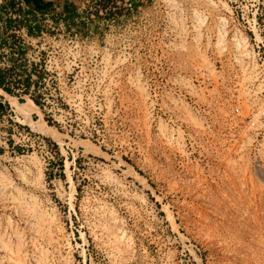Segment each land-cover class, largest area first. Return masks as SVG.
Returning <instances> with one entry per match:
<instances>
[{"label":"rangeland","instance_id":"1","mask_svg":"<svg viewBox=\"0 0 264 264\" xmlns=\"http://www.w3.org/2000/svg\"><path fill=\"white\" fill-rule=\"evenodd\" d=\"M77 9L0 26L7 94L60 136L0 95V264H264V0Z\"/></svg>","mask_w":264,"mask_h":264},{"label":"bare ground","instance_id":"2","mask_svg":"<svg viewBox=\"0 0 264 264\" xmlns=\"http://www.w3.org/2000/svg\"><path fill=\"white\" fill-rule=\"evenodd\" d=\"M0 95L5 96L11 102V104L13 106H16L20 109V114L24 117L23 123L26 124L33 132L40 134V135H43V136H46V137H49V138H52L54 141H57V142L60 141V136L57 133L55 128L48 126L43 120H42V122H37L33 118V116H32L33 113L35 111L39 112L38 107H36L34 105L20 103L15 98L9 96L1 88H0ZM39 115H41V114H39ZM17 163L19 165L21 164V166L23 168H27V170H29V171H31L30 167H33L35 169V173H34L35 187L42 183V180H43L42 162L40 161V159L38 158V156L36 154H31L29 156H26L25 158L18 159ZM27 164H29L31 166L28 167V166H26ZM31 172H33V171H31ZM68 178L71 179L70 173L68 174ZM12 187H13V185H12L10 172L7 169H3V170L0 169V194H1L0 197L5 198L8 195V193ZM19 193L21 196H23V197L25 196V193L23 191H21V192L19 191ZM32 198H34V197L32 196ZM22 200H23V198H22ZM20 202H21V200H20ZM21 264H22V262H21Z\"/></svg>","mask_w":264,"mask_h":264},{"label":"crops","instance_id":"3","mask_svg":"<svg viewBox=\"0 0 264 264\" xmlns=\"http://www.w3.org/2000/svg\"><path fill=\"white\" fill-rule=\"evenodd\" d=\"M79 1L81 0H24L25 10L23 16L29 19L33 25L47 22L49 19H54L55 21L60 19L63 21L64 16H67L68 12L78 11L77 5H79ZM66 7L69 10H66Z\"/></svg>","mask_w":264,"mask_h":264},{"label":"built area","instance_id":"4","mask_svg":"<svg viewBox=\"0 0 264 264\" xmlns=\"http://www.w3.org/2000/svg\"><path fill=\"white\" fill-rule=\"evenodd\" d=\"M25 10V4H24V0H0V26L7 25V20L11 19V20H16L21 19V13L20 11L24 12ZM235 114L237 116L240 115V110L239 109H235ZM226 124L228 126V129L226 128L224 131L226 132L227 130V134L226 135H231L234 139L237 138L240 135V129H241V121L240 119H235V118H230V119H226ZM202 138H208L209 136V125L208 124H204L202 123ZM172 139H176V136L173 134ZM185 152L188 155H203L207 152H203V150L201 149H189V148H185ZM215 152V150H214ZM217 154V153H216Z\"/></svg>","mask_w":264,"mask_h":264},{"label":"trees","instance_id":"5","mask_svg":"<svg viewBox=\"0 0 264 264\" xmlns=\"http://www.w3.org/2000/svg\"><path fill=\"white\" fill-rule=\"evenodd\" d=\"M66 10H69V8L66 7ZM75 16L79 17V14L76 10L70 11V13L68 12V15L64 16L63 18L65 24L69 26L70 21L73 20ZM21 56H23V53H21ZM6 76L7 73L3 70H0V88L3 89L6 93L10 94L11 96H15L16 94L14 90H12L9 86L6 85V81H7ZM26 85L30 86V78H28ZM32 100L37 106L42 108V104L39 102L37 98H32ZM20 101L22 102V99H20Z\"/></svg>","mask_w":264,"mask_h":264}]
</instances>
